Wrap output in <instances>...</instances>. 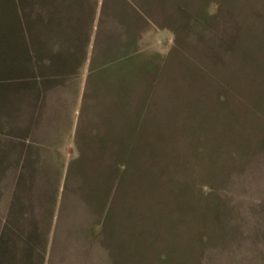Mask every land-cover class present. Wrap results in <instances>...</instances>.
Listing matches in <instances>:
<instances>
[{
  "label": "rangeland",
  "instance_id": "rangeland-1",
  "mask_svg": "<svg viewBox=\"0 0 264 264\" xmlns=\"http://www.w3.org/2000/svg\"><path fill=\"white\" fill-rule=\"evenodd\" d=\"M32 68L80 84L53 106L65 165L40 182L91 205L112 264H264V0H0L9 165L18 117L48 107L20 98Z\"/></svg>",
  "mask_w": 264,
  "mask_h": 264
},
{
  "label": "crops",
  "instance_id": "crops-1",
  "mask_svg": "<svg viewBox=\"0 0 264 264\" xmlns=\"http://www.w3.org/2000/svg\"><path fill=\"white\" fill-rule=\"evenodd\" d=\"M57 6L62 7L60 4H56ZM39 69L32 68L34 81L31 89L34 91L20 98L26 100V105H32L33 109L38 104L48 107L33 110L24 122H20L18 117L19 129L17 128L15 144L11 149L14 153L11 165L8 157L4 156L7 153V135L0 130V199L11 204L17 202L16 208L8 203L1 210L5 224L0 228V264H99L101 260L112 264L111 249L100 236L103 234L102 230H95L98 215L91 205L77 196L79 193L76 195L75 190H67L64 197L66 206L74 200L79 203L77 206L81 205L84 209L83 212L76 210L72 220L75 210L65 205L58 208L56 190L53 192L56 183L50 178L42 188L41 170L61 169L65 165L69 149L66 131L68 122L63 111H58L53 106L63 103V97L73 99L76 93H64L62 90H79L80 84H68L64 78L53 81L50 76L38 73ZM56 70L62 74L67 72L66 68ZM9 168L18 170L14 183L10 185L4 184L3 180L5 173L7 176L5 171ZM41 199L50 201L44 225L41 223V214L31 208L33 202ZM29 202H32V206ZM16 217H24L25 223L18 224ZM35 217H38L37 221ZM14 218L16 219L13 220Z\"/></svg>",
  "mask_w": 264,
  "mask_h": 264
},
{
  "label": "trees",
  "instance_id": "trees-1",
  "mask_svg": "<svg viewBox=\"0 0 264 264\" xmlns=\"http://www.w3.org/2000/svg\"><path fill=\"white\" fill-rule=\"evenodd\" d=\"M57 4V3H56Z\"/></svg>",
  "mask_w": 264,
  "mask_h": 264
}]
</instances>
